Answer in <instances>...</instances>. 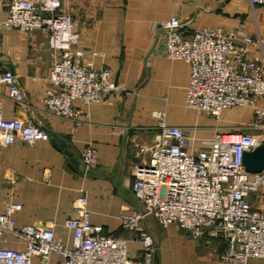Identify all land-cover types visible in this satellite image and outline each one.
I'll return each instance as SVG.
<instances>
[{
    "label": "crops",
    "instance_id": "0c3cea01",
    "mask_svg": "<svg viewBox=\"0 0 264 264\" xmlns=\"http://www.w3.org/2000/svg\"><path fill=\"white\" fill-rule=\"evenodd\" d=\"M9 1L0 0V21L7 18ZM62 12L72 19L76 48L85 62L94 70H110L116 90L101 103L75 102L83 110L79 124L49 114L41 105L55 55L48 34L0 30V77L6 71L16 74L24 95L23 103L16 105L8 86L0 82L2 115L31 120L49 135L32 146L18 140L0 145V213L5 205L18 204L20 209L11 215L16 226L50 228L58 241L70 246L64 222L73 217L74 201L83 196L90 224L100 227L102 235L124 239L129 257L141 260L138 232L123 229L119 216L141 208L131 193L132 171L148 159L156 135L152 114L163 113L168 126L185 128L194 150L206 149L204 141L253 119L248 107L225 109L218 121L188 108L190 68L165 56L164 32L158 26L176 17L186 35L203 28L247 30L254 42L248 53L262 61L264 5L249 0H62ZM258 133L264 136V122ZM88 146L96 152V162L85 172L81 153ZM260 194L263 202L264 184ZM140 227L157 246L152 264H221L224 243L219 239L194 238L173 224L162 228L152 218ZM5 245L24 248L17 241ZM32 262L63 260L51 255L46 262L39 257ZM246 264H264V258H249Z\"/></svg>",
    "mask_w": 264,
    "mask_h": 264
},
{
    "label": "built area",
    "instance_id": "2783aa9c",
    "mask_svg": "<svg viewBox=\"0 0 264 264\" xmlns=\"http://www.w3.org/2000/svg\"><path fill=\"white\" fill-rule=\"evenodd\" d=\"M249 1L264 5V0ZM158 27L164 32L165 56L183 60L190 68L185 105L217 121L225 109L248 107L252 121L216 134L204 141L206 149L194 150L185 128L168 126L163 113L152 114L156 135L148 159L132 171L131 193L141 208L119 216L123 229L138 232L141 260L129 257L124 239L102 235L100 227L90 224L85 198L79 196L73 217L64 222L70 246L58 241L50 228L16 226L11 215L20 206L5 205L0 213V264H33L35 257L46 262L51 255L61 257L62 264H152L157 246L140 227L146 218L162 228L173 224L194 238L206 235L221 240V264L264 258V201L260 202L264 173H247L242 161L244 152L264 142L258 133L264 122V58L249 55L254 42L244 29L203 28L186 35L176 17ZM2 28L48 34L55 55L41 105L49 114L79 124L83 110L75 102L101 103L116 90L110 70L92 69L76 48L78 37L70 15L62 12V0H10ZM0 82L21 105L24 95L17 75L6 71ZM48 137L41 125L6 119L0 109V145L18 140L32 146ZM81 162L85 172L95 164L96 152L90 146L81 153ZM8 241L22 242L24 248L8 247Z\"/></svg>",
    "mask_w": 264,
    "mask_h": 264
},
{
    "label": "water",
    "instance_id": "95a60500",
    "mask_svg": "<svg viewBox=\"0 0 264 264\" xmlns=\"http://www.w3.org/2000/svg\"><path fill=\"white\" fill-rule=\"evenodd\" d=\"M60 146L62 144L60 143ZM243 167L249 174L264 172V142L257 145L253 150L243 153Z\"/></svg>",
    "mask_w": 264,
    "mask_h": 264
},
{
    "label": "trees",
    "instance_id": "16d2710c",
    "mask_svg": "<svg viewBox=\"0 0 264 264\" xmlns=\"http://www.w3.org/2000/svg\"><path fill=\"white\" fill-rule=\"evenodd\" d=\"M223 243V242H222Z\"/></svg>",
    "mask_w": 264,
    "mask_h": 264
}]
</instances>
